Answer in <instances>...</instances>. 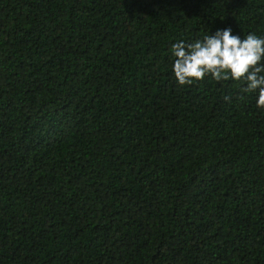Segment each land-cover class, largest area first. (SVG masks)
I'll use <instances>...</instances> for the list:
<instances>
[{"label":"trees","instance_id":"obj_1","mask_svg":"<svg viewBox=\"0 0 264 264\" xmlns=\"http://www.w3.org/2000/svg\"><path fill=\"white\" fill-rule=\"evenodd\" d=\"M228 27L264 0H0V264H264L258 91L172 72Z\"/></svg>","mask_w":264,"mask_h":264},{"label":"clouds","instance_id":"obj_2","mask_svg":"<svg viewBox=\"0 0 264 264\" xmlns=\"http://www.w3.org/2000/svg\"><path fill=\"white\" fill-rule=\"evenodd\" d=\"M172 72L181 86L210 75L215 81H242L241 92L258 91L256 106L264 109V38L233 35L230 27L207 34L191 43H173ZM227 101L229 96H225Z\"/></svg>","mask_w":264,"mask_h":264}]
</instances>
